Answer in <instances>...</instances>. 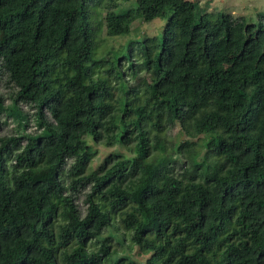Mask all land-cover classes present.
<instances>
[{
    "label": "trees",
    "instance_id": "16d2710c",
    "mask_svg": "<svg viewBox=\"0 0 264 264\" xmlns=\"http://www.w3.org/2000/svg\"><path fill=\"white\" fill-rule=\"evenodd\" d=\"M129 1L0 0V112L37 127L0 137V264H135L120 239L143 264H264V12L249 35L257 61L235 74L213 64L214 18L197 2ZM156 20L161 35L99 52L104 31ZM169 35L181 38L174 78ZM89 139L126 155L94 168Z\"/></svg>",
    "mask_w": 264,
    "mask_h": 264
},
{
    "label": "rangeland",
    "instance_id": "374dc122",
    "mask_svg": "<svg viewBox=\"0 0 264 264\" xmlns=\"http://www.w3.org/2000/svg\"><path fill=\"white\" fill-rule=\"evenodd\" d=\"M197 2V12L200 15H207L209 18H214L209 23V29L211 30L210 41L215 46L213 50V64L223 68H232L235 74L247 73L249 66H253L257 61L259 48L253 41L249 39V35L252 34L254 24L256 23L259 12H264V0H192ZM135 0H130L124 6V10L134 7ZM222 12L231 14L229 19V35L225 37V29L220 27L219 18ZM165 21L156 20L149 24L137 21L132 26L131 35L128 37H111L107 36L104 31L99 44V52H108V55L112 50L119 51L122 54L126 51L127 44L131 41L144 40V38L152 39L161 35L165 31ZM154 40L147 41L148 46L152 48ZM181 38L177 35H169L167 44L169 45V52L167 54V60L163 64L164 70H170L171 78H174L175 72L178 70L176 66L177 58L182 52ZM133 56L137 55V50L132 51ZM107 55V56H108ZM106 56V57H107ZM106 57H104L106 59ZM137 60L139 57L137 55ZM122 65L127 67L126 60ZM129 73V71L127 70ZM147 72V71H146ZM149 73V72H148ZM151 73V72H150ZM153 73V72H152ZM146 74V73H142ZM136 82V81H135ZM134 85V82H131ZM135 85L141 89L146 85V81L141 77ZM167 88L166 81H163L161 90ZM10 88L7 86L5 80L0 81V96L2 98V104L6 108L11 104ZM22 111L28 113L29 116L33 115L34 110L20 104ZM36 125L34 119L30 117L28 123L20 124L18 120L12 117H8L6 112H0V137L2 136H14L18 133H34L36 131ZM170 137L175 140H179L181 135L178 127L170 130ZM90 145L93 146L95 157H93L92 167L98 168L104 159L111 153L125 154L126 152L121 147L105 148L101 144H94L92 139H89ZM83 197L80 198L79 204L83 209L85 206L82 203ZM111 233V232H110ZM120 245H117V250L120 253L119 257L124 258L126 263L131 260L135 264H143L146 257L140 255L138 249L131 248L128 242H122L120 239ZM123 250V251H122ZM130 250V251H129ZM118 256L116 259L119 258Z\"/></svg>",
    "mask_w": 264,
    "mask_h": 264
}]
</instances>
